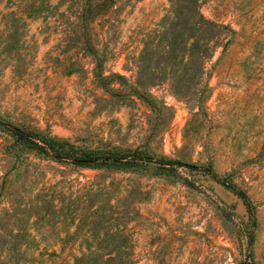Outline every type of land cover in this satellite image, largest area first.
Listing matches in <instances>:
<instances>
[{
    "label": "rangeland",
    "instance_id": "1",
    "mask_svg": "<svg viewBox=\"0 0 264 264\" xmlns=\"http://www.w3.org/2000/svg\"><path fill=\"white\" fill-rule=\"evenodd\" d=\"M80 3L13 26L0 0V264H75L104 235L129 264H264V0H118L85 35ZM19 130L153 158L79 165Z\"/></svg>",
    "mask_w": 264,
    "mask_h": 264
},
{
    "label": "trees",
    "instance_id": "2",
    "mask_svg": "<svg viewBox=\"0 0 264 264\" xmlns=\"http://www.w3.org/2000/svg\"><path fill=\"white\" fill-rule=\"evenodd\" d=\"M7 7H13L10 9L7 14H4L6 18L3 20V24H10L17 26L19 23H25L27 18L34 17H45L46 18V0H3ZM79 5V14L77 16V23L82 29V34L85 33V29L95 20L96 16L103 15L111 10L115 6L118 0H80ZM122 5V3H121ZM120 5V6H121ZM119 6V7H120ZM179 15L176 13V16ZM208 23L212 24V21L205 20ZM214 24V23H213ZM193 36V35H192ZM195 38V36H194ZM193 39V38H192ZM194 40V39H193ZM198 41V38H195ZM170 48H172L171 54H174L176 49L175 40H171ZM193 42L189 43L191 46ZM165 52H168L169 45L166 44ZM177 52H180V50ZM192 47L189 50V47L186 48L181 54L183 56L195 55L193 54ZM176 54V53H175ZM145 55V53H144ZM167 55V54H166ZM169 55V54H168ZM157 63V60H156ZM155 66V65H154ZM153 66V67H154ZM17 140L20 142L23 149H35L39 152L46 153L49 152L55 158L60 160L72 161L79 165H86L92 167L98 166H110V165H123L130 163H137L151 160L153 157L147 153H142L137 149L133 150H123L118 148H110L107 150H93L85 149L78 150L76 149L67 139L57 138L52 136H39L37 133L27 132L24 130L13 131ZM160 163H179L178 160L167 159L160 157L157 159ZM161 163V164H162ZM188 166H196L192 163H186ZM234 190L240 193L239 190ZM241 196L246 198L243 193H240ZM246 200V199H245ZM106 242L108 246V251H103L98 249H93L92 251L83 252L78 256H74L75 264H129L128 253L124 251L122 245V239L120 237L103 236L98 238V243ZM12 263L18 261V258L12 257Z\"/></svg>",
    "mask_w": 264,
    "mask_h": 264
}]
</instances>
